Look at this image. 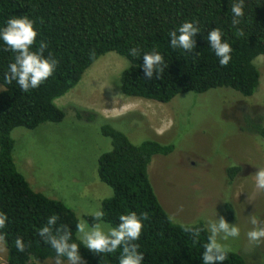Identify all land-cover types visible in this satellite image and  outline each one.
<instances>
[{"label": "trees", "instance_id": "trees-1", "mask_svg": "<svg viewBox=\"0 0 264 264\" xmlns=\"http://www.w3.org/2000/svg\"><path fill=\"white\" fill-rule=\"evenodd\" d=\"M238 0H0V29L11 18L26 16L34 22L38 32L36 51L40 41L48 44L44 56L59 63L53 75L39 88L23 92L13 81L7 84L4 75L14 62L15 53L5 51L0 40V212L8 222L0 234L7 250L5 263L28 264L31 258L55 260V250L39 237V230L50 216H57V227L67 225L76 239L77 217L63 202L34 191L17 169L12 150L11 131L15 127L34 129L43 123H58L64 111L54 100L64 95L82 78L84 72L103 54L115 52L125 58L128 66L118 78L120 92L158 102H168L187 92L204 93L214 88H230L242 96H252L259 87L260 73L254 58L264 54V0H245L241 23L232 25V3ZM185 21L199 28L194 37L196 46L191 53L173 49L169 33L178 30ZM219 28L223 40L232 47V59L221 67L219 58L207 42L212 29ZM242 29L243 36H237ZM136 47L139 54L130 55ZM159 52L167 67L159 78L148 80L143 70V55ZM94 53V56L92 55ZM94 115H88L87 120ZM259 137H264V126H255ZM111 149L97 159V174L111 188L110 197L102 200L103 220L112 227L119 223L121 214L148 212L141 237L136 243L144 254L142 264H203L202 252L208 232L203 223L190 224L204 229L199 243L173 222L160 204L148 176V165L154 155H168L173 145L157 140H145L138 145L111 127L101 126ZM238 166L228 169L230 177ZM234 207L225 206L228 219ZM89 225L96 223L93 215L86 217ZM22 238L26 248L18 252L16 238ZM82 264H119V251L114 254H94L80 244ZM64 261H67L64 258ZM222 264H248L238 253L228 251Z\"/></svg>", "mask_w": 264, "mask_h": 264}, {"label": "rangeland", "instance_id": "rangeland-1", "mask_svg": "<svg viewBox=\"0 0 264 264\" xmlns=\"http://www.w3.org/2000/svg\"><path fill=\"white\" fill-rule=\"evenodd\" d=\"M253 64L260 83L250 97L223 87L161 103L123 95L117 83L128 62L107 52L54 100L65 113L62 121L11 131L14 163L34 191L63 202L78 222H87L112 194L97 174L98 156L111 149L110 139L101 133L103 124L135 145L145 140L173 145L171 153L154 155L148 165L150 183L171 220L207 226L224 217L237 224L240 236L220 243L248 264H264V244L252 246L246 235L252 228L249 216L264 222V192H257L254 184V174L264 167V137L255 131V126H264V54ZM88 115L94 118L87 120ZM234 166L239 171L230 177L228 169ZM229 203L234 207L231 219L225 214ZM6 257L0 242V263ZM54 261L31 258L28 264Z\"/></svg>", "mask_w": 264, "mask_h": 264}, {"label": "clouds", "instance_id": "clouds-1", "mask_svg": "<svg viewBox=\"0 0 264 264\" xmlns=\"http://www.w3.org/2000/svg\"><path fill=\"white\" fill-rule=\"evenodd\" d=\"M244 2L245 0H238L231 5L230 11L234 27L238 26L244 17ZM198 32L199 28L196 24L185 21L178 30L169 33L171 47L191 53L196 46L194 37ZM236 34L239 37L243 36L244 32L242 29H238ZM37 36L38 32L34 27V22L26 16L11 18L7 21L6 26L0 29V40L6 45L4 50L15 53L14 62L8 65L4 80L7 84L15 81L23 92L39 88L53 75L59 63L55 59L44 56L48 48V44L44 41H40L36 51L30 50L36 44ZM207 42L219 58L220 66L226 67L232 59V47L223 40L219 28L209 31ZM129 51L133 57L139 54V49L136 47ZM92 55L94 56V53ZM142 59L144 75L149 81L154 76L159 78L167 67L164 57L155 50L145 53ZM254 184L257 192H264V167H259L254 174ZM178 211H183V206ZM103 216V211L97 210L93 214L96 223L89 226L87 222L80 220L76 224V239L80 243L72 241L73 234L67 225L57 227L58 217L50 216L47 224L39 230L38 235L44 243L55 250L54 264H64V258L67 259L68 264H82L80 244H83L87 250L94 254H114L119 251V264H142L144 254L139 251L140 245L136 241L141 237L143 221L149 219L148 212L145 211L140 216L136 212L121 214L119 223L115 227L102 224ZM7 222V214L0 212V230L6 228ZM249 223L252 225V228L246 233L249 244L252 246L264 244V222L253 214L249 216ZM181 227L185 233L191 236L194 243H199L201 232L204 229L191 225H181ZM206 228L208 237L207 243L202 245L203 264H222L228 259V249L220 241L238 238L240 228L237 224H229L224 217L208 221ZM4 240L5 236L0 234V242ZM14 245L18 252L25 251L26 245L22 238H16Z\"/></svg>", "mask_w": 264, "mask_h": 264}]
</instances>
